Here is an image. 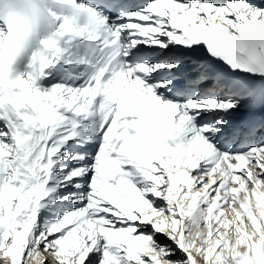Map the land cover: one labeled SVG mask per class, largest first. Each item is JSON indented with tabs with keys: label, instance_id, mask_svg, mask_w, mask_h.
<instances>
[{
	"label": "snow or ice",
	"instance_id": "6c2138e0",
	"mask_svg": "<svg viewBox=\"0 0 264 264\" xmlns=\"http://www.w3.org/2000/svg\"><path fill=\"white\" fill-rule=\"evenodd\" d=\"M0 264H264V0H0Z\"/></svg>",
	"mask_w": 264,
	"mask_h": 264
},
{
	"label": "bare ground",
	"instance_id": "6f19581e",
	"mask_svg": "<svg viewBox=\"0 0 264 264\" xmlns=\"http://www.w3.org/2000/svg\"><path fill=\"white\" fill-rule=\"evenodd\" d=\"M137 1L140 2V0H137ZM186 71L193 77L197 74L195 71V66H192L189 69H186ZM247 116H248L247 113L237 114L236 117L232 118V120H233L232 126L235 127V126L239 125L240 123H242L247 118ZM226 131H228V130H226Z\"/></svg>",
	"mask_w": 264,
	"mask_h": 264
}]
</instances>
